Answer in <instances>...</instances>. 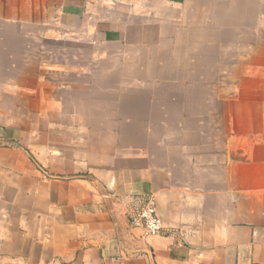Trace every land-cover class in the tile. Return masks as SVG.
Masks as SVG:
<instances>
[{
	"label": "crops",
	"instance_id": "crops-1",
	"mask_svg": "<svg viewBox=\"0 0 264 264\" xmlns=\"http://www.w3.org/2000/svg\"><path fill=\"white\" fill-rule=\"evenodd\" d=\"M0 143V264H264V0H0Z\"/></svg>",
	"mask_w": 264,
	"mask_h": 264
},
{
	"label": "built area",
	"instance_id": "built-area-1",
	"mask_svg": "<svg viewBox=\"0 0 264 264\" xmlns=\"http://www.w3.org/2000/svg\"><path fill=\"white\" fill-rule=\"evenodd\" d=\"M37 170L43 178L53 179L45 168L38 166ZM128 218L131 227L141 228L147 237L160 236L164 233V223L153 195L147 196L141 205L131 208L128 211Z\"/></svg>",
	"mask_w": 264,
	"mask_h": 264
},
{
	"label": "rangeland",
	"instance_id": "rangeland-1",
	"mask_svg": "<svg viewBox=\"0 0 264 264\" xmlns=\"http://www.w3.org/2000/svg\"><path fill=\"white\" fill-rule=\"evenodd\" d=\"M11 145H4V144H2V143H0V147H10ZM12 147H14V146H12ZM36 163V162H35ZM35 166H36V168L38 167V166H40V167H43L44 168V166H42L41 164H39V163H36L35 164Z\"/></svg>",
	"mask_w": 264,
	"mask_h": 264
}]
</instances>
